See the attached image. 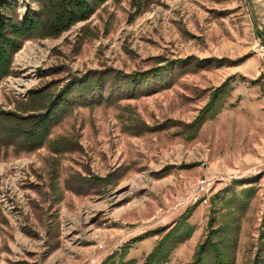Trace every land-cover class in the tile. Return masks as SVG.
<instances>
[{
	"label": "rangeland",
	"instance_id": "obj_1",
	"mask_svg": "<svg viewBox=\"0 0 264 264\" xmlns=\"http://www.w3.org/2000/svg\"><path fill=\"white\" fill-rule=\"evenodd\" d=\"M85 1L57 33L8 34L0 264H102L124 250L139 262L184 224L168 264H187L233 223L235 264H264V0ZM45 3L0 0V17ZM55 99L30 147L21 125Z\"/></svg>",
	"mask_w": 264,
	"mask_h": 264
},
{
	"label": "trees",
	"instance_id": "obj_2",
	"mask_svg": "<svg viewBox=\"0 0 264 264\" xmlns=\"http://www.w3.org/2000/svg\"><path fill=\"white\" fill-rule=\"evenodd\" d=\"M41 11L28 12L23 19H14L2 14L0 17V76L7 65L8 55L18 47V42L11 39L8 34H30L33 30H46L48 33H57L63 25H69L75 19H83L88 12L89 4L85 0H53ZM14 2L5 4L4 11L10 10ZM6 31V32H4ZM160 72V71H159ZM156 73L154 75H159ZM162 82V81H161ZM77 91L87 95L91 93L85 88H77ZM66 97L64 96V99ZM55 99L48 105L46 112L30 123H23L20 128L25 140L32 142L30 147L40 145L49 133V119L53 117L55 109L62 104ZM201 124L196 127V130ZM23 138V139H24ZM234 224V225H233ZM229 227H218L210 232V235L196 249L193 260L187 264H235L236 249L238 245V227L233 223ZM162 231V230H160ZM192 228L184 224V227L175 226L156 241L153 249L145 254L141 261L135 258H127V251L110 256L102 264H168L173 251L186 240Z\"/></svg>",
	"mask_w": 264,
	"mask_h": 264
},
{
	"label": "built area",
	"instance_id": "obj_3",
	"mask_svg": "<svg viewBox=\"0 0 264 264\" xmlns=\"http://www.w3.org/2000/svg\"><path fill=\"white\" fill-rule=\"evenodd\" d=\"M256 50L258 55L261 58H264V41H259L256 46ZM209 186V183L207 181L201 180L199 181V184L194 188L193 190V203L196 201H199L202 199L203 196H198L200 192L204 193V191H207V187Z\"/></svg>",
	"mask_w": 264,
	"mask_h": 264
}]
</instances>
